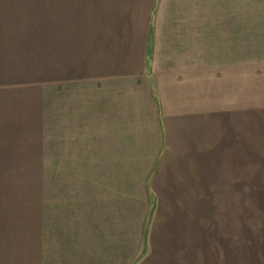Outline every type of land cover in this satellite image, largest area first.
Instances as JSON below:
<instances>
[{
  "label": "crops",
  "instance_id": "1",
  "mask_svg": "<svg viewBox=\"0 0 264 264\" xmlns=\"http://www.w3.org/2000/svg\"><path fill=\"white\" fill-rule=\"evenodd\" d=\"M46 58L86 197L0 264H264V0H46Z\"/></svg>",
  "mask_w": 264,
  "mask_h": 264
},
{
  "label": "rangeland",
  "instance_id": "2",
  "mask_svg": "<svg viewBox=\"0 0 264 264\" xmlns=\"http://www.w3.org/2000/svg\"><path fill=\"white\" fill-rule=\"evenodd\" d=\"M53 91L46 0H0V262L25 261L15 250H43L45 233L58 236L68 205L86 197L71 175L75 160H65L62 122L50 114Z\"/></svg>",
  "mask_w": 264,
  "mask_h": 264
}]
</instances>
